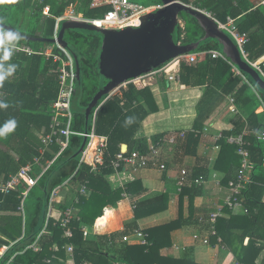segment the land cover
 Masks as SVG:
<instances>
[{"label": "trees", "instance_id": "1", "mask_svg": "<svg viewBox=\"0 0 264 264\" xmlns=\"http://www.w3.org/2000/svg\"><path fill=\"white\" fill-rule=\"evenodd\" d=\"M177 1L209 10L221 21H225L227 17L236 18L239 32L247 34L249 38L245 45L248 61L255 62L264 56V6L252 9L251 0ZM74 2L76 3L75 0H46V3L50 5V16L46 17L41 12L42 5H38L36 0H0V28L4 29L8 26L29 36L51 37L54 32L55 18ZM90 2L91 0L80 1V5L75 7L76 12L85 18H96L102 16L109 8H89ZM143 4H150V2ZM25 12L27 19H33V24L28 26L26 31L19 21L22 13ZM181 15L186 29V36L181 42L196 41L203 35L202 29L192 17L187 14ZM61 24L62 22L59 24L58 32ZM178 34L177 27L175 37L180 40ZM62 37L79 62L81 80L77 107L84 108L92 101L99 88L105 86L108 81V77L101 71L99 62L102 38L94 33L74 29H65ZM18 41L34 48L42 44L22 39ZM213 49L219 50L220 43L211 39L191 52ZM2 57L3 53L0 51V63H3L5 67L15 65V71L0 82V179L6 181L10 175L15 174L21 166L30 162L37 154L41 143L36 132L43 127L47 129L52 122L51 103L58 93V64L40 55L12 54L8 60H3ZM259 67L261 72L252 66L264 79V60L259 63ZM245 75L248 81L232 72V65L228 60L220 57L212 58L210 54L199 55L195 64L182 61L179 66L181 85L202 90L195 106L196 115L191 125L195 130L203 128L214 110L228 97L234 99L240 111V115L233 120L232 129L224 132L219 141H216L221 148L213 167L223 173V185H227L228 181L235 178L240 157L236 146L227 143L226 137L246 132L244 140L248 143L246 147L252 164V183L244 189L242 198L248 212L241 216L219 217L214 224L215 235H211L209 224L206 226L207 230L201 228L200 234H208L211 244L219 237L222 244L232 248V231L240 230V237L247 241V245L240 252L235 250L237 264H254L258 253L264 250V202L262 200L264 140L257 137L264 128V114L255 112L259 101L251 86L261 94L263 99L264 92L249 74ZM77 87L76 80L75 90ZM149 93V88L144 87L141 82H132L123 88L120 94L106 100L98 110L94 133L98 136H107L108 142L104 152V164L97 169L91 170L87 165L79 164V157H75V154L84 137L70 135L67 146L28 191L24 202V222L18 215L20 202L18 196L23 193V187L18 186L6 194L0 192V235L15 241V244L0 256V264H51L46 261V258L50 256V247L55 244L58 248L72 244L76 264L85 260L92 264H112L114 259L111 254L113 248L117 246L116 240L122 239L137 229L136 220L166 208L165 195L138 202L134 208V221L126 223L125 230L108 235H97L92 243L88 242L82 230L83 224L89 221L90 217L102 215L106 209L116 206V202L123 197V193H133L131 183L126 184L125 191L121 187L111 189L107 176L121 171L124 166L122 164L114 169L110 164V161L120 152L121 144L128 145V152L134 150L140 153L148 152L147 137L135 136L143 119L158 111V107L151 103ZM84 119L83 112L74 109L70 129L84 132L86 130ZM9 122H14V126L5 130V125ZM87 129L90 130V122ZM169 133L153 134L151 141L156 144ZM186 135L184 141L178 135L175 136L172 161L181 164L186 156H195L196 164L188 170V180L201 176L206 178L209 160L197 154L201 137L192 132H187ZM60 149L61 146L54 142L46 153V159L52 160ZM70 177L71 182L84 184L88 191V196L77 193L78 199L76 202L73 201L77 214L68 224L72 236L64 238V228L59 222L50 218L45 232L37 241L38 251L28 248L20 253L23 248L34 242L40 232L52 189L62 185ZM194 186H184L180 193L188 192L192 188L189 191H192L189 195L192 200L193 196L201 191L200 187ZM107 213L111 212L107 211ZM224 213L232 214L228 208H224ZM178 222H180L179 219L171 222V226L165 224L145 230L147 243L144 245L125 246L122 243L119 256L121 262L124 264H196L190 258H172L160 254V249L170 244V230L174 228L173 224L178 225ZM22 223H24L23 226ZM21 235H23L22 238L18 239ZM6 239L0 237V249L9 244ZM60 252H63V249ZM9 259L11 262H8ZM259 264H264V257Z\"/></svg>", "mask_w": 264, "mask_h": 264}, {"label": "crops", "instance_id": "2", "mask_svg": "<svg viewBox=\"0 0 264 264\" xmlns=\"http://www.w3.org/2000/svg\"><path fill=\"white\" fill-rule=\"evenodd\" d=\"M252 1L253 0H251V3ZM190 5L194 6L193 4ZM252 7H253V3H252ZM178 17H180L183 20L181 14ZM176 31H177V26H176ZM185 36H186V29L184 30V38ZM25 41H29V40H25ZM178 41L181 42V39ZM33 42H39V41H33ZM40 43H44V44L39 45L37 48L34 47L32 48L38 50L41 49L43 45L45 46L48 44L45 42H40ZM219 50L222 51L221 49ZM12 54L16 55V54H25V53L12 52ZM28 56H32V55H28ZM227 60L229 61V59ZM263 60H264V56H262L257 61L261 62ZM246 61L249 64H251L248 60ZM231 65L235 66L237 70L240 71V74L244 75L245 79L232 69V72L235 75H239L244 80L248 81L245 75L247 73L243 72L237 65L233 63ZM177 76H179V72ZM165 79H167V81ZM179 80H180V76L178 80H169L168 76L165 75L164 73H155L145 77L143 80H138L139 82H141V84L144 87L149 88L150 91L149 99L152 104L158 107V111L147 115L143 119L135 137L145 136L148 139L147 141L148 144H150V142H152L151 135L160 132H170V133L159 142L160 144L159 154L157 157V161L155 162L156 164L151 163L145 167H134L132 165L126 164L123 166L121 171H117L107 176L111 189H118L119 187L124 188L126 184L131 183L132 186L131 188L133 193L131 194L128 192L123 193L122 194L123 197L116 202L117 203L116 206L106 209L102 215H98L96 217H90L89 221L85 222L82 226V230L85 234V237H87V239L89 240L88 242L92 243V240H95V236L97 235H108L115 231L125 230L124 225L126 223L134 221V208L138 202L151 199L160 195H165L167 197V206L164 210L154 213H149L144 217L136 220L138 228L135 229L133 232L129 233L128 235H126L127 238L125 240L123 238L120 240H116L117 246L113 248L112 250L113 253L111 254L112 258L114 259L112 264H124L123 262H121L119 258L122 243H124L125 246L144 245L140 243L141 242L140 238L136 234H134L136 230H140L146 235L145 239L147 243V233H145V230H147L148 228H154L165 224L166 225L170 224L171 226V222L177 219H179L180 222H178V225L173 224L174 228H171L170 230V244L160 249V254L162 256L172 257V258L186 257L193 259V261H195L196 264H237L235 250L240 252L243 249V247L247 245L246 243L247 241L243 238L241 239L240 237V233H241L240 230L232 231L231 234L232 248L231 246H226L225 244H222L221 240H219L218 238L213 244L211 243L204 244L198 238L195 239L193 237L194 234H197L198 236L204 235V234H200V232L202 233L201 228L207 230L206 226H208V224L210 225V221H209L210 213L216 212L218 207L224 205L223 204L224 198L222 199V197L225 194V192L227 193V195L229 194L228 187L222 184L223 173L219 170L214 169L213 167V164L215 163L221 148L220 144H217L216 141H219V139L224 135V132L230 131L232 129L233 120H235L236 117L240 115V111L236 107L234 103V99H233V106L236 107L238 113H233L230 111V106L232 104L229 101L230 97H228L222 104H220L214 110L213 114L206 120L203 128L195 130L191 125L196 115L195 106L202 94V90L199 88L185 87L181 85ZM75 92L73 94L74 99L72 97V102H71L72 113L74 109L83 112L82 110L85 109L87 106L84 108L77 107L75 102L78 99V95L77 94L75 95ZM111 97H103V99L100 100L98 106L93 109L88 123L87 124L85 123L86 130L84 132H90L92 130L94 131L95 120L97 115L96 113L94 117V111L95 109H97L98 112V110L105 103V101ZM89 122H90V130L87 129ZM47 129L43 127L40 131L36 132L37 138L40 140V143H41L42 133ZM180 129H182L180 132L185 133L184 137L179 136L180 132L175 133V131ZM187 132L189 133L192 132L195 135L198 134L200 135L201 138L197 148V154L209 160L208 175L206 177L207 180L202 184L195 183L193 181L194 180L193 178L188 180V170L194 167L196 164L195 156H191V155L186 156L181 164H176L175 162L172 161V156H173L172 149L174 143L173 144L169 143L168 138L171 136L178 135V137L184 141L186 139ZM245 134L246 132H243L238 135H242L244 138ZM238 135H229V136H238ZM229 136L226 137L227 143H228L227 139ZM104 137L107 138V136ZM107 142H108V138H107ZM55 143L59 144L56 141ZM51 145H49L45 149L44 153L42 154V158L39 161V164L33 167L31 171V174L33 176H37L45 167L47 162L51 161V160H47L45 157ZM122 145L125 146L122 148ZM42 146L43 145L41 143L37 149L38 152L34 157L40 155V148ZM121 151H125L129 153L128 145L125 143L121 144L120 152ZM34 157L30 162L26 163L25 165L30 164L33 161ZM78 157L80 160V155ZM161 164H164L165 167L160 168ZM87 166L90 167L89 165ZM99 166H97V168ZM182 169H186L187 171V175H186L187 180L185 185L182 186V188L184 186L195 185L200 187L201 189L200 193L194 195L192 200H190L189 197V195H191L192 193V191L191 192L189 191L192 190V188H190L188 192H184L183 194L180 193L182 188L178 190L177 181L181 174ZM214 174L215 176H213ZM218 179H220L221 181L220 185H216L214 181ZM0 181H4V180L0 179ZM18 186L23 187V189L25 188L23 182H21ZM60 186L61 187L59 193L55 196L54 208L51 213V218L55 221L58 220V218L63 214V212L67 208H70L72 210L73 217L76 216L77 209L73 207V201L76 202L77 201L76 199H78L77 193L79 194V189L81 184L74 183L71 182V180H69L66 184H62ZM123 190L125 191V188ZM87 193L88 191L86 192V194H80V195L88 196ZM262 200L264 202V194ZM224 208L227 207L226 206L223 207L222 209L223 214L220 217L225 215L224 218H229L232 215L241 216L242 214H246L241 211H231L229 208L228 209L231 211L232 214L230 215L225 214ZM107 211H110L111 213H107ZM18 215L22 217V221L24 222L25 213H23L22 215L21 213L18 212ZM243 220L244 219H242V221ZM23 224L24 223H22V226ZM206 230L204 231L206 232ZM22 236L23 235L19 236L18 239L20 237L22 238ZM0 237L6 239L1 235ZM6 240L9 242V244L2 246V248L0 249V255H3L11 246L15 244V241H11L8 239ZM70 245L72 244H66L63 248H58L56 244L53 245L52 247H50V256L46 258V261L50 262L51 264H76L73 257L74 251L70 253V251L68 250V246ZM28 248H31L34 251H38L39 246L37 245L36 247H34L27 245L25 248H23V250L20 251V253H22ZM61 249H63V252H60ZM263 257H264V250H261V252H259L258 255L256 256L254 260V264H259V262L263 259ZM11 259H9L8 262H11ZM85 261H87L88 264H92L88 260ZM150 264H154V263H150ZM240 264H244V263H240Z\"/></svg>", "mask_w": 264, "mask_h": 264}, {"label": "built area", "instance_id": "3", "mask_svg": "<svg viewBox=\"0 0 264 264\" xmlns=\"http://www.w3.org/2000/svg\"><path fill=\"white\" fill-rule=\"evenodd\" d=\"M38 5H42L41 12L44 16H50V5L46 3V0H36ZM252 9L258 6H264V0H253ZM100 7H109L108 10L100 17L96 18H85L76 12L73 6L67 7L64 12L57 16L54 32L52 38L55 39L54 43H48L46 47L41 49H34L31 46L19 43L17 41L10 42L7 47L11 49L13 53H25L27 55H42L47 59L53 61V63L58 64V93L56 99L51 103L52 110V122L50 123L48 129L42 133L41 143L42 147L40 148V155L34 157L33 161L30 164H27L21 167L15 174L9 176L6 181H0V192L6 194L10 190L16 189V187L23 182L24 183V191L19 194V206L18 212L23 215L24 213V200L27 196L28 191L31 187H33L38 178L45 172L54 159L60 154V152L67 146L68 139L71 134H78L83 137H86L88 142L86 143L85 149L81 152L79 164H87L91 167V170H95L97 166L102 165L104 161V152L106 149L107 138L104 136H98L94 133V131L90 132H76L70 129L71 120H72V109L71 102L72 97L75 92V83H76V68H75V57L70 52L68 48L63 47L57 41L58 37V28L59 24L65 20H73L76 22L86 21L91 23L99 28L104 29H124L125 27H139L141 25L142 17L148 13L156 11L164 7V4L160 2H154L150 4H143L139 2H135L133 0H91L89 8H100ZM195 7V6H194ZM203 12L207 17L211 18L218 26L219 29L228 34L238 46L242 57L247 59V52L245 50V45L248 42V36L245 33H240L236 24V18L227 17L225 21L218 20L214 13L209 10L201 9L195 7ZM177 27L179 29V36L182 40L184 38V22L178 17L177 19ZM180 42V41H179ZM181 43V42H180ZM210 54L212 58H223L227 60L228 58L225 54L220 50H203L199 52H189L186 54H181L171 61L164 63L154 71L145 74L141 77L129 79L115 89H113L106 97H111L113 95H117L120 91L125 88L129 83L143 80L145 77L155 74V73H164L168 76L169 80H178L179 76V66L182 61H185L190 64H195L199 55ZM229 63L232 62L229 60ZM253 67L257 70H260L259 63L260 61L250 62ZM232 69L242 76L244 79V75L240 74V71L237 70L235 66H232ZM264 75V74H263ZM256 98L259 101V106L255 110L256 113H264V99L261 94L251 86ZM230 111L233 113H238L235 106H233V98L230 97ZM97 113V109L94 111V117ZM184 132H180L179 136L184 137ZM63 137V138H62ZM259 139L264 140V128L261 134L257 136ZM175 136H171L168 138L169 143H174ZM58 142L61 146L60 151L55 155L54 159L48 161L42 171L37 175L33 176L31 171L35 165L39 164L40 159L42 158V154L45 149L54 142ZM228 143L235 144L237 146V153L240 156L239 168L236 172L235 178L228 181L227 187L229 189V194L227 198L224 200V205L229 208L231 211H241L243 213H247L248 210L244 205L242 194L244 189H246L252 183V164L249 159V152L247 150L246 145L248 143L245 142L242 135L238 136H229L227 139ZM159 142L153 143L150 142L148 144V152L140 153L139 151H131L129 153L125 151H121L116 154V156L110 161V164L114 169L119 168L122 164L132 165L134 167H145L149 164L157 161V157L159 154ZM79 167V166H78ZM165 165L161 164L160 168H164ZM77 170V169H76ZM187 171L186 169L181 170V174L178 178L177 185L178 190L185 185L187 180ZM73 176V175H72ZM215 176V174L213 175ZM71 178V177H70ZM66 180L63 184H66L69 180ZM207 178L201 176L195 178L193 181L197 184H202L206 182ZM216 185H220V179L214 180ZM61 186H57L52 189L49 201H48V209L46 212V216L44 219V224L36 236V239L29 246H37V241L39 237L45 232L48 220L51 218V213L54 208L55 196L59 193ZM86 186L82 184L79 189L80 194H86L87 190ZM224 205L218 207L216 212L210 213L209 221H210V232L211 235H215L214 224L218 217H220L222 213ZM73 218V213L70 208H67L63 214L58 218L57 222H59L60 226L64 228V237L70 238L72 236V231L68 227L69 222ZM140 238L141 244H146V235L140 230H136L135 233ZM195 239L201 240L204 244H210L208 234L203 236H198L194 234ZM127 236H124L125 240ZM219 240L220 238L217 237ZM4 248V247H3ZM68 250L70 253L73 251L72 245L68 246ZM2 256V255H0ZM80 264H88L87 261H83Z\"/></svg>", "mask_w": 264, "mask_h": 264}, {"label": "water", "instance_id": "4", "mask_svg": "<svg viewBox=\"0 0 264 264\" xmlns=\"http://www.w3.org/2000/svg\"><path fill=\"white\" fill-rule=\"evenodd\" d=\"M164 7L148 13L142 17L139 27H125L124 29H104L86 21L76 22L65 20L61 24L57 41L68 48L62 35L65 29L82 30L100 35L102 45L99 53L101 71L108 77L105 86L100 87L88 106L83 109L85 123L100 100L106 97L121 83L148 74L164 63L171 61L181 54H186L200 44L214 39L220 43V49L225 56L243 72L250 75L264 92V79L242 58L239 48L233 39L218 28L217 24L199 9L190 4L177 0H160ZM180 14L192 17L203 31V35L196 41L180 43L176 35L177 19ZM5 30L19 33L20 38L29 41L54 43L55 39L44 36H28L11 27ZM76 80L78 83L75 95L79 92L81 70L78 59L75 58ZM87 143L86 137L75 154L81 155ZM125 145H122V148Z\"/></svg>", "mask_w": 264, "mask_h": 264}, {"label": "clouds", "instance_id": "5", "mask_svg": "<svg viewBox=\"0 0 264 264\" xmlns=\"http://www.w3.org/2000/svg\"><path fill=\"white\" fill-rule=\"evenodd\" d=\"M19 39V33L0 28V51L3 53V60H8L12 55L11 49L6 45L10 42L18 41ZM14 71L15 65H8L5 67L3 63H0V82L5 80ZM10 126H14V122H9L8 125H5V130H8Z\"/></svg>", "mask_w": 264, "mask_h": 264}, {"label": "rangeland", "instance_id": "6", "mask_svg": "<svg viewBox=\"0 0 264 264\" xmlns=\"http://www.w3.org/2000/svg\"><path fill=\"white\" fill-rule=\"evenodd\" d=\"M76 1V3L74 2V4L72 5V6H74L73 8L75 9V7L77 6V5H80V1H83V0H75ZM135 2H139V3H148V2H150V3H153V2H157V1H160V0H134ZM20 25H22V26H24L23 27V29L26 31L27 30V28H28V26H31L32 24H33V19L32 18H28L27 19V17H26V12L23 14L22 13V15H21V17H20ZM42 44H44V43H42ZM46 46V45H45ZM44 45H43V47L42 48H44L45 47ZM106 79V78H105ZM100 81H101V78H100ZM78 97H79V92H78ZM76 105H77V100H76ZM224 198V200H225V198H227V193L225 192V194L223 195V197H222V199ZM224 200H223V203H224Z\"/></svg>", "mask_w": 264, "mask_h": 264}]
</instances>
